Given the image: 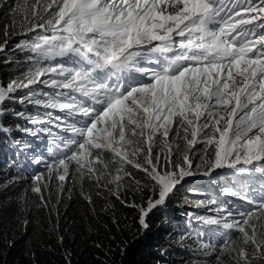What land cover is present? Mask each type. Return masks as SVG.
Returning <instances> with one entry per match:
<instances>
[{
  "label": "snow or ice",
  "instance_id": "1",
  "mask_svg": "<svg viewBox=\"0 0 264 264\" xmlns=\"http://www.w3.org/2000/svg\"><path fill=\"white\" fill-rule=\"evenodd\" d=\"M11 12H22L12 51L28 67L0 79V134L52 138L39 153L15 141L44 166L31 175L38 208L76 185L93 205L90 184L135 210L147 234L182 190L208 193L185 200L213 213H185L198 237L212 226L199 247L264 264V0H22ZM192 177L208 179L186 188Z\"/></svg>",
  "mask_w": 264,
  "mask_h": 264
},
{
  "label": "trees",
  "instance_id": "2",
  "mask_svg": "<svg viewBox=\"0 0 264 264\" xmlns=\"http://www.w3.org/2000/svg\"><path fill=\"white\" fill-rule=\"evenodd\" d=\"M20 3L22 0H0V42L4 39V26L14 25L7 37L9 47L0 54V79L5 81L28 67L24 54L12 51L21 38L16 31L22 12L12 13L11 9ZM5 59L16 63L6 64ZM15 107L26 110L30 106ZM47 134L39 137L20 132L0 134V264H66L69 252L72 264H228L227 255L218 262V251L205 253L199 247L198 241L209 238L208 229L212 226H199L201 236H197L198 226L185 215L190 212L185 201L177 200L183 190L164 212L152 217L147 234L138 231L135 210L113 196H97L90 184H85L84 190L91 192L93 205L79 195L76 185L70 197L65 194L58 198L53 188L51 203L55 207L38 208L37 195L29 191L31 175L43 171L44 166L29 164L23 152L16 155L15 141H27L34 148L39 146L38 153L44 152L51 146L52 138ZM12 177H17L15 182L7 183ZM202 184L205 182H198L195 187ZM126 198L138 201L140 195L130 194ZM107 205L111 207L105 210ZM59 236L64 237L63 243L59 242ZM237 236L233 235V239ZM212 243L218 249L222 238L218 236Z\"/></svg>",
  "mask_w": 264,
  "mask_h": 264
},
{
  "label": "rangeland",
  "instance_id": "3",
  "mask_svg": "<svg viewBox=\"0 0 264 264\" xmlns=\"http://www.w3.org/2000/svg\"><path fill=\"white\" fill-rule=\"evenodd\" d=\"M53 131L55 132L56 130L53 129ZM48 135V134H47ZM49 136V135H48ZM50 137V136H49ZM41 148H43V146H41ZM38 151V150H37ZM25 155V158L27 157V160L30 161L33 154L32 152H23ZM219 171V170H218ZM134 174L139 175V173L136 172V170H133ZM208 178H204V177H192V178H188V184L186 185L187 187H195L196 184L198 182H207ZM186 193H189L190 195H186ZM208 193H204V194H198V193H193L191 191L188 192H184L183 194L179 195L177 200H187L189 202L194 201V200H199V199H207L208 198ZM186 207H188V210L190 212H196L198 214L201 215H213V213H211L210 211H208L207 209L204 208H200V209H196L194 207H192L191 203H186Z\"/></svg>",
  "mask_w": 264,
  "mask_h": 264
}]
</instances>
